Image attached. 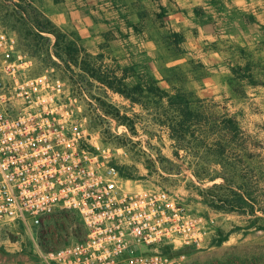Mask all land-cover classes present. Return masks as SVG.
<instances>
[{
    "label": "rangeland",
    "instance_id": "374dc122",
    "mask_svg": "<svg viewBox=\"0 0 264 264\" xmlns=\"http://www.w3.org/2000/svg\"><path fill=\"white\" fill-rule=\"evenodd\" d=\"M35 1L22 0L32 6ZM61 1L49 0L54 4ZM90 2L93 15H97L100 22L115 21L119 28L131 25L137 35L154 29L153 35L157 31L162 48L157 49L156 56L132 61L129 66H124V57L115 59L108 52L97 54L102 55L100 60L88 53L90 57L80 54L76 64L73 60L67 63L68 58L63 54L64 43L71 41L81 47L77 45L74 32L63 33L44 15L57 31L65 35L64 43L62 39L55 43L52 34L39 32L33 24L15 14L13 3H21V0H0V26L17 33L21 45L32 52L38 64L54 68L61 78L73 85L79 83V87L87 90V100L82 108L85 129L92 142L110 151L111 164L118 173L122 171L127 175L122 177L119 174L126 185L132 190L166 191L186 204L197 217L208 219L209 244L199 250L174 251L171 264H264V230L257 229L261 225L257 222L261 215L255 212L243 216L222 209L214 210L210 206L212 195L222 200L227 193L223 182L227 165H232L236 174L234 192L238 193L240 177L246 175L250 199L257 198L254 175L259 160L254 155L264 151V0ZM176 14L185 17L181 23L182 32L178 33L182 36L178 44L180 53L173 50L174 39L171 37L176 26L172 27L170 21ZM191 19L204 27L209 36L205 40L207 44L200 47L209 61H201L196 57L198 53L193 55L190 50L192 36L200 35L197 28L192 27ZM81 60L86 65L83 66ZM247 60L251 62L254 78L261 84L250 87L244 82L239 83L237 85L242 87L245 95H237L232 91L231 80L234 78L230 69L244 66ZM80 66L91 71L101 66L107 80L112 75L124 76L123 85L128 89L140 86L135 94L138 101L115 94L96 82L90 73L80 70ZM148 87L170 95L183 88L203 99L207 108L220 115L226 113L239 124L238 138L246 142V151L252 158L210 157L197 142L189 139L192 151L197 153V157L190 156L187 149L179 148L177 143L168 139V116L163 114L166 103L151 96ZM175 152L177 155L173 154ZM48 225L47 237L53 248L68 237L72 217L53 214ZM221 239L224 241L217 244L216 241ZM32 250L29 232L0 230V264L29 261L34 257Z\"/></svg>",
    "mask_w": 264,
    "mask_h": 264
},
{
    "label": "built area",
    "instance_id": "2783aa9c",
    "mask_svg": "<svg viewBox=\"0 0 264 264\" xmlns=\"http://www.w3.org/2000/svg\"><path fill=\"white\" fill-rule=\"evenodd\" d=\"M79 86L0 26V230L29 232L34 254L9 264H171L176 250L205 248L207 218L166 191L132 190L92 142ZM57 213L73 225L52 248Z\"/></svg>",
    "mask_w": 264,
    "mask_h": 264
},
{
    "label": "trees",
    "instance_id": "16d2710c",
    "mask_svg": "<svg viewBox=\"0 0 264 264\" xmlns=\"http://www.w3.org/2000/svg\"><path fill=\"white\" fill-rule=\"evenodd\" d=\"M58 2V0H55ZM15 14L25 19V21L34 25L38 28L39 32L52 34L55 43H59V39L64 43L65 35L57 31L56 27L41 14L35 7L30 3H13ZM171 37L174 39V51L179 53L180 48L178 44L181 40V36L177 33H172ZM63 54L67 56V63L70 60L76 64L79 55L90 57L86 50L82 47H76V45L69 41L64 43ZM58 58L61 57L60 53H57ZM102 55H96L95 59L100 60ZM81 63L86 65L85 61L81 60ZM88 68V65H87ZM101 66L96 71L86 69V67L80 66V70L87 74H91V77L96 78V82L103 84L107 89L113 91L115 94L126 97L133 102L138 100L135 97L136 91L140 90V86L136 85L128 89L123 85L124 76L112 75L110 80L105 77L104 72L101 70ZM230 73L234 79L232 82V91L237 95H245L239 83H246L250 87L258 86L259 83L254 78L251 62L247 60L244 66L231 67ZM147 92L157 98L160 101H165L166 107L164 108L163 114L168 116V134L167 137L174 143H177L179 148L187 149V153L190 156L197 157V153L191 149V140L197 142L199 148L203 149L206 155L210 157H223L229 158L230 156H239L241 158L250 159L252 158L247 153L245 141H240L239 136V124L231 117H227L226 113L220 115V113L207 108V105L203 99H198L192 91L178 88L175 90L173 95L161 91L157 88L148 87ZM191 139V140H189ZM177 155V152L173 153ZM254 158L259 160L255 165L254 175V189L257 193V200L250 199L249 193V179L246 175L240 177V186L237 187L238 193L234 192L236 183V174L232 165H227L223 171V175L226 176L223 182L226 185L227 193L219 199L216 195L211 196L210 206L214 210H224L227 213H237L239 215H254L255 212L261 216L257 222L261 223L257 227L258 230H264V199H260L264 196V151L254 155ZM224 168V167H223ZM247 169L249 167H246ZM122 177H127L122 171L119 172ZM213 181V179H210ZM259 197V199H258ZM253 200V201H251ZM251 201V205L249 204ZM221 202V205H217ZM253 204V205H252ZM224 241L221 239L216 241L217 244Z\"/></svg>",
    "mask_w": 264,
    "mask_h": 264
},
{
    "label": "crops",
    "instance_id": "0c3cea01",
    "mask_svg": "<svg viewBox=\"0 0 264 264\" xmlns=\"http://www.w3.org/2000/svg\"><path fill=\"white\" fill-rule=\"evenodd\" d=\"M92 5L90 0H62L59 4H54L49 0L33 2V6L55 23L63 33L74 32L77 45L91 55L108 52V55L115 59L124 57L126 64L124 66H129L132 61H141L142 59L145 60L147 56H156L157 49L162 48L160 47L162 46L161 41L156 35L157 31H155V36L153 35L154 29L152 31L144 30L137 35L131 25H127V28H119L115 21L100 22L97 15L95 17L93 15ZM171 18H174L170 21L171 26H176L172 31L177 34L182 32L180 28L185 17L176 14ZM190 21L192 27L197 28L200 32V35L192 36L190 50H192L193 55L198 53L196 57H200L201 61H209L206 52L200 50L202 45L207 44L205 40L209 36L204 27L192 19ZM184 26L187 25L184 23ZM179 48L181 52V46ZM187 55L191 54L187 53Z\"/></svg>",
    "mask_w": 264,
    "mask_h": 264
}]
</instances>
